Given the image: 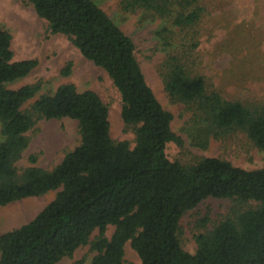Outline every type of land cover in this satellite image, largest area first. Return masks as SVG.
Returning <instances> with one entry per match:
<instances>
[{"label": "trees", "instance_id": "trees-1", "mask_svg": "<svg viewBox=\"0 0 264 264\" xmlns=\"http://www.w3.org/2000/svg\"><path fill=\"white\" fill-rule=\"evenodd\" d=\"M67 36L87 60L104 69L122 102V120L134 127L135 146L111 137L109 110L100 96L61 85L29 109L41 85L6 87L28 76L37 60L15 61L12 35L0 26V207L57 192L33 220L0 235V264H59L88 244L92 264H124L127 243L141 264H264V168L246 170L219 158L184 166L169 158L173 114L148 85L133 40L93 0H23ZM204 0H121V10L161 20L160 75L170 99L191 114L192 144L245 132L264 151V105L228 100L200 73L198 49ZM70 66L64 75L70 74ZM78 122L81 142L48 171L16 164L29 146L26 134L41 120ZM194 132V134H193ZM253 205L196 236L195 254L179 239L183 216L207 199ZM109 226L115 231L106 237ZM98 236L90 242L92 234Z\"/></svg>", "mask_w": 264, "mask_h": 264}, {"label": "rangeland", "instance_id": "rangeland-1", "mask_svg": "<svg viewBox=\"0 0 264 264\" xmlns=\"http://www.w3.org/2000/svg\"><path fill=\"white\" fill-rule=\"evenodd\" d=\"M93 1L133 40L136 58L148 85L161 105L173 114L172 129L183 144L169 145L171 160L191 166L204 158H219L246 170L264 168V151L256 148L245 132L234 131L219 140L211 138L205 148L192 144L191 114L183 104L170 99L160 75L159 67L166 55L156 36L161 20H143V11L125 13L121 10V0ZM203 6L206 12L198 49L200 73L226 99L264 105V0H204ZM0 26L13 37L11 49L15 61H38L28 76L6 85L11 90L30 84L41 85V91L24 110L40 96L54 94L61 85L74 84L79 92H96L108 107L112 139L135 146L134 127L126 126L122 120L121 97L112 79L104 69L84 58L67 36L52 34L48 23L23 0H0ZM68 66L71 72L64 75ZM1 128L0 124V131ZM26 136L29 146L16 164L20 174L33 166L32 158L36 159L34 166L48 171L54 169L81 142L78 122L68 118L41 120ZM56 193L0 207V235L33 220L54 200ZM249 206L253 205L210 198L187 212L178 233L184 250L195 254L196 236L212 231L219 223ZM114 231L115 227L109 226L106 237L110 239ZM97 236L98 231H95L90 242ZM95 255L88 244L59 264H92ZM124 264H141L130 243L124 249Z\"/></svg>", "mask_w": 264, "mask_h": 264}]
</instances>
